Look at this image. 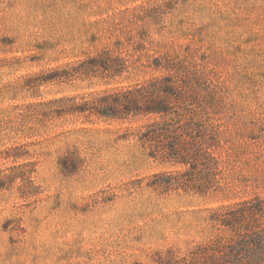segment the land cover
Instances as JSON below:
<instances>
[{
  "label": "rangeland",
  "instance_id": "obj_1",
  "mask_svg": "<svg viewBox=\"0 0 264 264\" xmlns=\"http://www.w3.org/2000/svg\"><path fill=\"white\" fill-rule=\"evenodd\" d=\"M168 86L167 118L92 103ZM257 234L264 0H0V264H223Z\"/></svg>",
  "mask_w": 264,
  "mask_h": 264
},
{
  "label": "trees",
  "instance_id": "obj_2",
  "mask_svg": "<svg viewBox=\"0 0 264 264\" xmlns=\"http://www.w3.org/2000/svg\"><path fill=\"white\" fill-rule=\"evenodd\" d=\"M157 86V84H156ZM146 88V87H145ZM143 87L134 88L132 90L128 89L119 94L104 95L99 98H95L92 103L98 100H111L107 101L108 110H97L103 115H111L112 117H121L123 115H129L130 113L138 114L143 113L145 115L155 114L162 115L165 118L172 113V103L167 100H171L174 96L175 90L173 87L168 86L165 90V95L167 99H156L155 92H144ZM146 100V101H144ZM144 101V103H142ZM103 105V104H102ZM109 105V106H108ZM144 105V106H143ZM96 107V105H95ZM121 108V109H120ZM105 109V108H104ZM85 110V109H82ZM110 110V112H109ZM119 113V114H118ZM164 135V128H162L160 123H151L147 126L146 130L142 133L143 139L149 143L158 142L160 138ZM175 145H171V150H175ZM158 147L153 148L152 156L157 157ZM259 237L253 238L254 240L250 242H245L242 245V252L244 258L243 260L237 253L238 251L229 249L223 264H252L253 260L257 263H262L264 261V254L259 253V251L264 250V235L257 234ZM263 239V240H262ZM252 257H254L252 259ZM249 260V261H248ZM251 260V262H250ZM243 261V262H242ZM242 262V263H241Z\"/></svg>",
  "mask_w": 264,
  "mask_h": 264
}]
</instances>
